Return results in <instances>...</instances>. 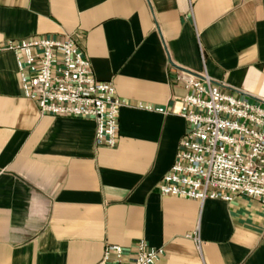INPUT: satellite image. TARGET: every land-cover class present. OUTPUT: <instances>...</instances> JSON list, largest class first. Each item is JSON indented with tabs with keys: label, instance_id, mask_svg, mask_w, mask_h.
Returning <instances> with one entry per match:
<instances>
[{
	"label": "crops",
	"instance_id": "crops-1",
	"mask_svg": "<svg viewBox=\"0 0 264 264\" xmlns=\"http://www.w3.org/2000/svg\"><path fill=\"white\" fill-rule=\"evenodd\" d=\"M66 34L125 104L117 143L97 146L93 119L40 115L0 52V264H98L106 246L129 263L139 241L156 264H264V204L159 191L189 128L177 73L264 101V0H0V45Z\"/></svg>",
	"mask_w": 264,
	"mask_h": 264
},
{
	"label": "built area",
	"instance_id": "built-area-1",
	"mask_svg": "<svg viewBox=\"0 0 264 264\" xmlns=\"http://www.w3.org/2000/svg\"><path fill=\"white\" fill-rule=\"evenodd\" d=\"M75 38L7 41L0 52L15 56L23 96L40 115L93 119L96 145L114 148L125 104L111 83L94 78ZM175 82L186 91L176 114L189 128L159 184L160 194L201 203L242 197L264 204V101L250 103L225 92L226 85L206 73L181 71ZM138 108L166 114L163 108ZM162 255L139 241L131 262H124L122 248L106 246L98 264H156Z\"/></svg>",
	"mask_w": 264,
	"mask_h": 264
}]
</instances>
